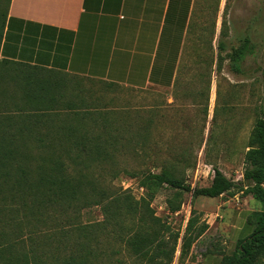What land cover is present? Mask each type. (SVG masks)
Listing matches in <instances>:
<instances>
[{"label":"trees","instance_id":"16d2710c","mask_svg":"<svg viewBox=\"0 0 264 264\" xmlns=\"http://www.w3.org/2000/svg\"><path fill=\"white\" fill-rule=\"evenodd\" d=\"M9 2L0 0V45ZM248 50L245 40L227 54L233 72L244 73L238 64ZM222 60L217 54L216 68ZM212 65L205 64L202 75L207 86ZM74 78L85 77L0 59L1 264H106L105 245L112 233L135 256L171 264L178 240L182 256L208 226H200L190 242L172 232L149 206L162 185L175 191L167 199L171 213L180 209L183 192L211 199L251 195L262 206L249 219L254 229L231 254L222 253L220 264H264V102L255 107L241 180L227 178L213 166L209 184L192 188L166 165L143 177L149 197L137 200L127 190L104 185L99 165L128 153L131 144L140 146L137 153L145 152L144 139L127 137L125 124L98 108L102 96L86 93ZM91 207H98L102 220L83 223L82 213Z\"/></svg>","mask_w":264,"mask_h":264},{"label":"rangeland","instance_id":"374dc122","mask_svg":"<svg viewBox=\"0 0 264 264\" xmlns=\"http://www.w3.org/2000/svg\"><path fill=\"white\" fill-rule=\"evenodd\" d=\"M218 5L219 0H200V14L188 31L170 88L135 90L105 86L86 78L71 80L86 93L102 96L98 108L113 112L117 123L125 124L127 137L144 139L145 152L137 153L140 146L131 144L128 153L114 154L99 165L100 178L110 189L127 190L135 199L147 200L150 192L142 184L143 177L159 173L166 165L173 166L175 173L192 188L209 184L213 166L227 178L242 179L243 156L256 117L255 107L264 102V0H221L220 9ZM4 7L2 2L1 9ZM251 29L257 51L253 48V55L241 64L244 73H235L227 54ZM221 43L220 49L217 45ZM217 54L223 59L219 69L215 66ZM211 61L207 86L202 75L205 64ZM12 85L8 83L9 88ZM60 114L62 117V111ZM134 146L137 147L133 149ZM174 192L166 185L156 188L149 206L172 232H179L180 238L185 236L188 242L211 213L233 212L230 208L222 211L218 198H193L189 192H183L178 199L182 203L180 209L171 213L167 199ZM228 198L224 195L221 200ZM101 220L98 207L84 210L81 216L83 223ZM198 239L191 240L190 247ZM180 245L179 239L171 264L184 263L190 252L189 249L181 256ZM105 247L106 264H157L132 254L114 233L108 236ZM201 248L203 244L196 250Z\"/></svg>","mask_w":264,"mask_h":264},{"label":"crops","instance_id":"0c3cea01","mask_svg":"<svg viewBox=\"0 0 264 264\" xmlns=\"http://www.w3.org/2000/svg\"><path fill=\"white\" fill-rule=\"evenodd\" d=\"M199 2L10 0L0 59L135 90L170 88L188 31L200 14ZM252 35L251 29L233 47L249 40L245 58L258 48ZM243 62L238 64L241 69ZM223 196L218 197L222 211L230 208L233 212L211 213L206 232L192 244L181 264H220L222 253L231 254L251 235L254 222L249 219L262 206L251 195L235 193L221 200ZM201 244L204 248L197 251Z\"/></svg>","mask_w":264,"mask_h":264}]
</instances>
